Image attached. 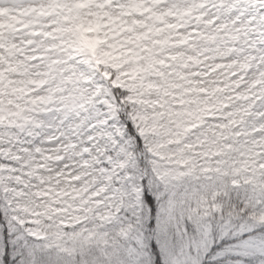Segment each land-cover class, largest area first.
I'll return each instance as SVG.
<instances>
[{"label":"clouds","instance_id":"obj_1","mask_svg":"<svg viewBox=\"0 0 264 264\" xmlns=\"http://www.w3.org/2000/svg\"><path fill=\"white\" fill-rule=\"evenodd\" d=\"M97 3L0 0V158L25 170L7 189L0 165V186L30 248L119 264L147 218L141 176L169 244L186 221H260L238 210L264 200V49L246 0Z\"/></svg>","mask_w":264,"mask_h":264},{"label":"rangeland","instance_id":"obj_2","mask_svg":"<svg viewBox=\"0 0 264 264\" xmlns=\"http://www.w3.org/2000/svg\"><path fill=\"white\" fill-rule=\"evenodd\" d=\"M247 2L248 0H246ZM254 33H258V28H253L249 43L252 41L257 43L261 41V38H264V36L254 35ZM112 135L115 139L119 138L116 132ZM24 171L17 164L7 166L6 172L10 173L7 189L15 188L17 182L13 180V177L20 172V179H22ZM0 191L3 194V199L10 200L9 192L5 187L0 186ZM155 211L156 224L152 228L153 231L150 232L148 228H144L129 239L121 251L119 264H127L129 249L137 251L132 241H136L139 245L136 259H139L140 256L147 258L144 260V264H157V255L160 257L159 264H224L226 260L230 264H254L255 261L262 262L264 260V249L261 248L264 241L260 239L261 236H264V228L256 235L251 234L253 230L262 226L260 222L220 221L219 223L193 224L186 221L183 230L178 235L172 236L171 244H165L164 241L154 237L156 225L161 216L160 202ZM149 240H152V246L148 245ZM145 247L147 251H144ZM45 260H41V264H44Z\"/></svg>","mask_w":264,"mask_h":264},{"label":"snow or ice","instance_id":"obj_3","mask_svg":"<svg viewBox=\"0 0 264 264\" xmlns=\"http://www.w3.org/2000/svg\"><path fill=\"white\" fill-rule=\"evenodd\" d=\"M153 2H156V0H153ZM160 2L164 3L166 0H160ZM221 2H223V0H221ZM104 3L105 0H98L97 6L103 7ZM243 16L248 19L250 26L258 28V33H254V35L264 36V0H248L246 11ZM256 47L264 49V42H257ZM0 164L16 165V162L0 158ZM139 180L141 187L137 193V207L140 208L141 215L143 216V204L147 202L151 205L152 203V197L149 195L151 184L149 183V178L147 176H141L139 177ZM19 183L20 179L18 178L17 184ZM14 190H18L16 189V186ZM0 204L3 205V207H0V264H27L28 261H31V264H41V260L45 258V254L39 250H32L30 248L28 243L30 238L24 233L22 228L18 227L19 218H13L15 217V213L11 210L12 201L0 198ZM148 212L150 217L151 208H149ZM164 216L165 214L161 210V216L156 225L154 237L158 240L164 241L166 244L168 228L165 224L161 223ZM256 222H260L261 225L264 226V217H261L260 221H250V223ZM260 239L264 241V236H261ZM132 244L137 251L129 249L127 264H144V260L147 258L145 256H140L139 259H136L138 256L139 245L136 241H132ZM148 245L152 246V240L148 241ZM261 248L264 249V244L261 245ZM144 251H147L146 247ZM224 264H230V262L226 260Z\"/></svg>","mask_w":264,"mask_h":264},{"label":"trees","instance_id":"obj_4","mask_svg":"<svg viewBox=\"0 0 264 264\" xmlns=\"http://www.w3.org/2000/svg\"><path fill=\"white\" fill-rule=\"evenodd\" d=\"M261 112L264 113V109H261ZM117 127H118V125H117ZM118 139L119 138H117V140ZM0 165H3V164H0ZM7 165H9V164H7ZM15 177H16L15 181L17 182V179L18 178L20 179V177H21L20 172H18L15 175ZM149 195L152 197L151 205H149L147 202H145L143 204V208H144V211H146V216H147V218H146V220L144 222V228H148V230L151 231V229L154 228L155 224H156V221H155L156 220V211L155 210H156L157 205H158L159 202H158V198H157V196L155 194V191L153 190L152 186H151V190L149 191ZM0 198H3V195H2L1 192H0ZM257 200H259V198H257L256 200L249 201L247 195H245L244 199L238 205V210H239V208H243L245 204H249L250 208H252L255 211V213L257 215H259L260 213L264 212V208L259 207V205H264V200H259V204H257ZM149 208H151L150 217H149V212H148ZM249 219H251V217ZM149 220H150V223H149ZM238 222H241V221H238ZM234 223H237V222H234ZM263 228H264V226H261L259 229L256 228V230L251 232V234L252 235H256ZM157 256H158L157 264H159L160 257H159V255H157ZM254 264H264V260L262 262L255 261Z\"/></svg>","mask_w":264,"mask_h":264}]
</instances>
